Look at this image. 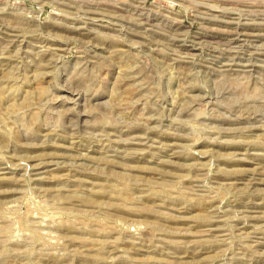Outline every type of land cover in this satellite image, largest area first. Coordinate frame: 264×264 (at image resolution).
Masks as SVG:
<instances>
[{"label": "rangeland", "instance_id": "obj_1", "mask_svg": "<svg viewBox=\"0 0 264 264\" xmlns=\"http://www.w3.org/2000/svg\"><path fill=\"white\" fill-rule=\"evenodd\" d=\"M0 264H264V0H0Z\"/></svg>", "mask_w": 264, "mask_h": 264}, {"label": "bare ground", "instance_id": "obj_2", "mask_svg": "<svg viewBox=\"0 0 264 264\" xmlns=\"http://www.w3.org/2000/svg\"><path fill=\"white\" fill-rule=\"evenodd\" d=\"M211 12V11H210Z\"/></svg>", "mask_w": 264, "mask_h": 264}]
</instances>
